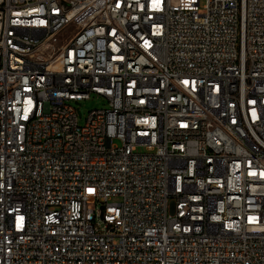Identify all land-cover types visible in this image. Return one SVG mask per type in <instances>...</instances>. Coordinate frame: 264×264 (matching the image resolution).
<instances>
[{
  "label": "built area",
  "instance_id": "1",
  "mask_svg": "<svg viewBox=\"0 0 264 264\" xmlns=\"http://www.w3.org/2000/svg\"><path fill=\"white\" fill-rule=\"evenodd\" d=\"M0 264H264V0H0Z\"/></svg>",
  "mask_w": 264,
  "mask_h": 264
},
{
  "label": "rangeland",
  "instance_id": "2",
  "mask_svg": "<svg viewBox=\"0 0 264 264\" xmlns=\"http://www.w3.org/2000/svg\"><path fill=\"white\" fill-rule=\"evenodd\" d=\"M76 108H80L83 117L80 119V125L84 126L86 123L87 116L90 111L95 110V109H107L108 104L102 99H97V98H92L89 101H83L81 105H77ZM116 144H119L118 141L115 142ZM140 152H143V150H139Z\"/></svg>",
  "mask_w": 264,
  "mask_h": 264
}]
</instances>
